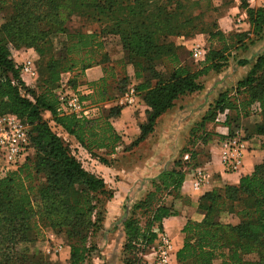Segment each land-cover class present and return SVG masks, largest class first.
<instances>
[{
  "label": "trees",
  "instance_id": "1",
  "mask_svg": "<svg viewBox=\"0 0 264 264\" xmlns=\"http://www.w3.org/2000/svg\"><path fill=\"white\" fill-rule=\"evenodd\" d=\"M245 10L255 40L263 39L264 7L255 8L249 0H239ZM213 0H0V10L6 12L0 25V117L16 115L29 127V156L17 170L0 176V264H53L31 252L29 245L38 239L37 219L51 228L65 230L70 239V264H85L94 247H88L89 234L101 221L92 216L101 202L98 195L106 194L103 179L86 171L69 145L53 131L45 114L62 128L89 154L105 151L116 154L122 138L113 125L124 110L115 102L128 85L111 92L105 76L86 86L91 94L82 97L91 105L110 104L96 118L78 117L59 111L56 89L64 74L78 73L69 81L77 88L78 78L96 66L108 62L106 39L120 40L128 59L120 63L132 66L135 81L152 75V85L144 80L135 86L139 100L146 105V122L134 143L145 141L154 133L157 121L175 107L181 97L200 93V79L210 72H219L229 63L225 49H210L203 66L193 71L183 65L179 49L166 42L169 37H192L214 28L204 21L205 11ZM79 19L91 30L70 29ZM99 26V30H94ZM64 37L62 57L53 54L52 36ZM211 37H216L212 31ZM224 40L221 34L218 35ZM10 46L34 49L39 56V92L29 89L22 79L21 68L12 59ZM49 56V57H48ZM168 58L174 65L168 76L156 73V63ZM249 62L240 61V66ZM108 74V73H107ZM114 76V75H113ZM259 115L261 121L244 132L246 140L258 139L264 148V53L257 57L247 76L238 82L234 95L221 93L210 105L193 129L201 132L198 140L211 142L208 124L225 116L223 126L234 136L243 118ZM198 153L191 152V163ZM1 157V156H0ZM105 165L108 161L98 157ZM201 167L199 162L194 169ZM187 171L177 166L165 170L153 183L154 191L133 206V215L123 223L126 237L125 264H146L147 250L159 243L158 232L165 219L179 215L175 202L185 201L182 188ZM44 176L45 182L40 177ZM39 183L38 186L36 184ZM42 201L35 211L32 197ZM170 198L171 203L167 201ZM201 222L189 220L184 229V245L177 253L180 264H264V162L255 167L236 186L227 185L203 194L198 201ZM138 216L145 219L142 222ZM256 255L257 260L248 257Z\"/></svg>",
  "mask_w": 264,
  "mask_h": 264
},
{
  "label": "rangeland",
  "instance_id": "2",
  "mask_svg": "<svg viewBox=\"0 0 264 264\" xmlns=\"http://www.w3.org/2000/svg\"><path fill=\"white\" fill-rule=\"evenodd\" d=\"M249 2L252 7H264V0H249ZM240 5L241 2L239 0H213L212 7L205 11L203 20L208 24L216 25L214 28L210 30L209 27L205 30V33H197L192 37L167 38L166 42L168 44H174L180 50L179 56L183 65H188L193 71H198L202 68L207 52L210 49H225L226 52L230 53L229 63L223 70L219 72L212 71L200 79V82L204 85L202 92L178 99L175 107L159 118L154 133L142 143L134 145L141 135L140 126L142 124L139 122L138 112L136 117L137 122H139V132H133L135 130L131 129L128 141L122 140L116 154L112 156L106 155L104 150L89 154L62 128L56 126L51 121L49 114H45V119L50 122L53 131L66 145L71 147L74 154L82 162L84 169L105 182L106 194L98 195L101 202L92 216V221L97 222L98 214H100L101 221L89 234L88 247H94V249L85 264H125L127 254L124 251L126 237L123 232V223L133 215V206L142 201L148 193L154 191L153 183L163 171L181 166L184 167L188 174L192 173L194 170L193 166L199 162V155L206 154V145L198 140L201 132H195L193 129L221 93L230 91L234 95L238 82L247 76L243 77L237 72L240 66L239 62L248 61L250 64L264 53V34L261 41L252 43L255 37L251 34L248 15L245 10L241 9ZM224 18H228L229 22L228 26L225 25V28L222 29L221 22ZM5 19L6 12L0 10V25L5 22ZM68 27L73 30H90V27L85 26L77 18ZM93 29L99 30L100 27L94 26ZM211 31L216 34V37L213 38L209 35ZM219 34L222 35L224 40L219 38ZM51 39L54 46L53 54L58 59L63 55L62 41H64V37L56 35L52 36ZM106 42V54L109 60L102 66L108 73H106V77L110 91L113 92L112 90L117 88L118 85L119 87L124 86L122 80L125 75L129 79L128 85L124 88L123 94L117 98L115 105L123 109H138L140 105V110L146 111V105L141 99L132 106L127 104L119 105L118 102L122 100L132 87L135 88L138 83L149 80L152 85H155L156 80L153 79L152 75H146L140 81L133 80V67L123 68L120 64L127 61L128 54L121 47L119 38L110 36L106 39ZM195 48L204 50L206 52L205 58H202L203 56L199 54L196 55ZM10 52L12 59L19 67L27 59L33 61L37 75L31 77L21 72V76L29 89L39 92L38 54L34 49L21 48L17 50L13 46H10ZM173 67L174 65L168 58H163L156 63L155 70L159 75L168 76ZM77 74L70 73L62 76L61 82L56 89L58 96L76 91H79V95L85 93L83 88L85 86L80 85L83 82L82 78H78L76 89L69 84V81ZM85 102L90 112L89 118H96L103 110H108L113 106L110 104L91 105L90 101ZM193 108H195L196 112L191 113ZM199 108H202V111ZM134 116V113H130L126 116L127 118L125 117V120L134 118ZM224 117L220 116L219 121L213 124L223 125ZM213 124H208L209 132L215 134L209 143L224 141L226 138L231 137H224L215 130H210V126ZM242 137L245 139L244 135ZM191 152L198 153L197 160L193 163L189 159ZM98 157L107 160L108 164L102 163ZM6 174L7 172L3 169V162L0 157V176L2 177ZM40 180L44 183V176H41ZM38 185L39 183L36 184V186ZM167 202L171 203L170 198ZM184 202L183 199L175 202L176 209ZM32 205L35 211L42 209V201L36 194L32 197ZM138 218L145 222L143 217L138 216ZM36 221L38 222L37 227L40 230V234L38 239L29 245L31 252L40 255L53 264H70V245L75 240L70 239L65 230L59 231L38 219ZM157 247L158 245L147 250L143 257L146 264L155 263ZM151 254L154 255L152 259L149 258Z\"/></svg>",
  "mask_w": 264,
  "mask_h": 264
},
{
  "label": "crops",
  "instance_id": "3",
  "mask_svg": "<svg viewBox=\"0 0 264 264\" xmlns=\"http://www.w3.org/2000/svg\"><path fill=\"white\" fill-rule=\"evenodd\" d=\"M228 22V18L222 19L221 28H225V25L228 26ZM256 59L247 66H239L237 72L243 77L246 76L250 72ZM104 76V67L96 66L87 70L84 73L82 80L87 84H92L100 81L102 78H104ZM140 107L141 106L139 105V111L136 108H125L122 111L121 117L113 121L115 129L117 130L123 141H128V135H130L131 129L135 130L133 132H139V122L141 124L144 123V120L146 118V111L140 110ZM195 108L191 110V113L196 112ZM199 109L202 111V108ZM137 112L139 113V122H137ZM130 113H134V118L125 120V117ZM260 121V116H251L249 118H243L238 122V124L240 125L239 131H241L244 135V132L248 128ZM211 129L215 130L224 137L228 136L230 133L229 128L221 124H213L210 126V130ZM246 141L248 151L244 154L243 164L239 171L234 173H229L226 171L221 158V149L223 141H219L207 144L205 146L207 151L206 154L199 155V164L201 165V168L207 170L211 176L209 184L203 187L200 191H194L191 186L192 173L187 174L186 181L182 188L183 195L185 196V202L178 207L179 215L165 219L163 221V230L161 232L165 234L171 241L169 264H180L177 260V253L180 251V249H182L184 245L185 234L183 233V229L186 223L189 220L194 222L202 221L203 216L198 212L197 208L200 197L207 192L223 188L227 185H238L243 177L251 175L254 172L255 167L264 162V148L262 147L261 142L256 138ZM149 258H154V255L151 254V257L149 256ZM248 259L257 260V256L251 255L248 257Z\"/></svg>",
  "mask_w": 264,
  "mask_h": 264
},
{
  "label": "built area",
  "instance_id": "4",
  "mask_svg": "<svg viewBox=\"0 0 264 264\" xmlns=\"http://www.w3.org/2000/svg\"><path fill=\"white\" fill-rule=\"evenodd\" d=\"M196 55L205 58L206 52L195 48ZM21 72L26 76L35 77L37 71L33 61L27 59L21 64ZM85 93L79 95V91L59 95V111L66 114H75L78 117H90V112L86 102L82 101V96L92 93L88 87H83ZM81 91V90H80ZM139 98L134 87L120 100L119 105H135ZM243 133L237 131L232 137L226 138L222 142L221 158L222 163L229 173L237 172L243 164L244 154L248 151L247 141L242 137ZM0 156L5 172L17 170L26 162L29 156V127L25 125L16 115H5L0 117ZM211 176L204 168H196L192 172V189L200 191L209 184ZM159 241L156 250V260L154 264H169V253L171 241L169 238L158 232Z\"/></svg>",
  "mask_w": 264,
  "mask_h": 264
}]
</instances>
